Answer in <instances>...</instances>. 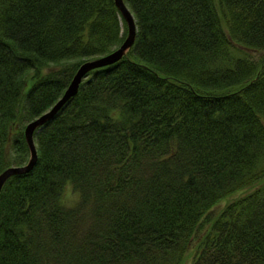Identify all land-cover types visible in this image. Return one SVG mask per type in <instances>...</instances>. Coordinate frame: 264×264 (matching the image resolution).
<instances>
[{
  "label": "trees",
  "instance_id": "trees-1",
  "mask_svg": "<svg viewBox=\"0 0 264 264\" xmlns=\"http://www.w3.org/2000/svg\"><path fill=\"white\" fill-rule=\"evenodd\" d=\"M123 1L133 45L86 74L0 192V264H264V0ZM126 34L114 0H0V173Z\"/></svg>",
  "mask_w": 264,
  "mask_h": 264
},
{
  "label": "water",
  "instance_id": "water-1",
  "mask_svg": "<svg viewBox=\"0 0 264 264\" xmlns=\"http://www.w3.org/2000/svg\"><path fill=\"white\" fill-rule=\"evenodd\" d=\"M114 4L118 9L120 15L126 22L127 34L125 39L113 52L97 59L88 60L82 63L73 75L70 83L64 90L61 97L47 111L26 124L23 133L29 149V159L24 165L8 167L0 173V192L5 182L11 176L28 173L34 167L37 160V150L34 142V134L39 130V128H41L42 125L51 120L62 108V106H64V104L77 93L79 85L86 74L92 69L107 66L117 62L133 45L137 30L134 17L123 0H114Z\"/></svg>",
  "mask_w": 264,
  "mask_h": 264
},
{
  "label": "rangeland",
  "instance_id": "rangeland-1",
  "mask_svg": "<svg viewBox=\"0 0 264 264\" xmlns=\"http://www.w3.org/2000/svg\"><path fill=\"white\" fill-rule=\"evenodd\" d=\"M66 192H67L65 195L66 201H68V202L73 201L75 199V195L71 192L70 189H68ZM244 192L245 191H241L239 193L237 192V193H235V195L221 200V202H219L215 207H213V212L218 211L221 207H223V205H225V203L227 201H231L233 198L243 194ZM201 223H202V225L198 228V232L197 231L195 232V237L193 238L194 242L197 241L206 232L207 227L209 226L208 222L205 220H203ZM193 250H194V247H193ZM192 255H193L192 251L191 250L188 251L183 264H190Z\"/></svg>",
  "mask_w": 264,
  "mask_h": 264
}]
</instances>
